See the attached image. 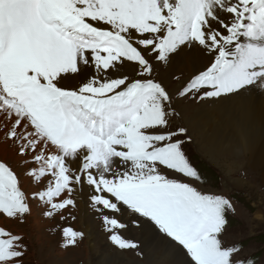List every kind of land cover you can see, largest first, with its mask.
I'll use <instances>...</instances> for the list:
<instances>
[{"label":"snow or ice","instance_id":"obj_1","mask_svg":"<svg viewBox=\"0 0 264 264\" xmlns=\"http://www.w3.org/2000/svg\"><path fill=\"white\" fill-rule=\"evenodd\" d=\"M185 50L205 63L169 92L154 69ZM252 89L264 92V0H0V131L33 165L28 177L49 178L32 194L45 216L75 207L86 187L120 250L140 247L122 232L154 230L187 264H256L224 245L233 205L193 186L191 138L170 122L178 99L216 103ZM28 200L0 162V215L22 218ZM83 237L65 227L61 246ZM26 255L23 238L0 229V264Z\"/></svg>","mask_w":264,"mask_h":264},{"label":"rangeland","instance_id":"obj_2","mask_svg":"<svg viewBox=\"0 0 264 264\" xmlns=\"http://www.w3.org/2000/svg\"><path fill=\"white\" fill-rule=\"evenodd\" d=\"M165 70L166 65L160 64L154 69L153 78L162 82L169 92L174 93L177 91L174 83L178 84L181 77L170 75L168 79H164L165 77L163 78L162 74L166 72ZM169 81H171V84H168ZM201 102L202 101L191 99H178L173 105L175 114L170 121L172 128L177 129V127H183L187 129L181 107L184 108L189 106L188 112H193V108L198 106ZM187 135L190 137L189 134ZM190 138V142L185 143L183 150L190 163L201 176V180L199 182H193V186H196L199 190L207 194H215L228 198L234 208L233 212L226 214L227 224L220 237L221 240L225 246H242V251L240 253L242 258L254 257L256 264H264V180H262L259 171H252L249 169L246 158L239 167L234 169L230 168V163L232 161L235 162L236 156L232 155L231 161L230 158L203 154L198 151L194 139L192 137ZM0 139L7 140L3 131H0ZM184 139L187 141V137H184ZM7 141L2 145H6V152L7 154L11 153L10 155H12V157L8 156L4 162L11 168H14V166L16 167L14 169L15 172L18 176H21V188L22 186L26 187L23 191L27 192L26 195L29 196L28 203L29 206L32 207L30 208L29 216L25 214L21 218V222L19 220H11L9 222L0 216V228L23 238V242L27 246V255L24 258V264H97L98 261L96 256L94 254L90 255L87 247L88 240L86 239L84 227L79 224L77 207L69 206L67 211H63V213L58 215L56 214L54 218L51 219L45 216V211L42 212L41 209L44 210L47 206L38 199L30 196V194L35 192L34 188L35 190L39 189L36 188L38 184L40 187L41 185H45V183L49 181V178H45L48 179L45 183H37L32 177H28L26 172L31 169L33 165L31 163L25 165L23 163V158L18 155L17 146L11 141H9V145ZM2 145L0 144V146ZM13 148H15V150ZM24 178H28L26 185H22V180ZM235 180H241L245 185L242 188H238L235 185ZM89 204V193H87V213L90 215L91 222L94 223V230L100 235V238L93 244L94 250L101 251V248H111V252L116 251V253L123 254L122 256L129 262L137 260L141 264H146V261L144 262V251L140 250L141 246L136 251L126 250V258L123 250L118 249L110 243L108 233L103 228L100 214L95 212L93 207H90ZM33 207H35L34 210ZM32 214L34 215L33 217ZM61 215L64 219H60ZM36 221L40 223L39 227L35 226ZM65 227L84 233L83 239L80 240L75 247L65 249L61 246L62 229ZM154 232L162 239H167L158 232ZM122 235L140 243L138 240L131 238L126 232H122ZM167 241L169 240L167 239ZM170 243L174 245L172 242ZM174 246L182 252L186 260L185 263L187 264L188 258L186 257L185 251L179 246ZM162 250L165 249L162 248ZM137 252L140 254L138 255ZM159 256L163 257L160 253Z\"/></svg>","mask_w":264,"mask_h":264},{"label":"bare ground","instance_id":"obj_3","mask_svg":"<svg viewBox=\"0 0 264 264\" xmlns=\"http://www.w3.org/2000/svg\"><path fill=\"white\" fill-rule=\"evenodd\" d=\"M204 63V57L197 50H192L191 52L185 50L166 65V72L162 76L163 78L165 77L164 79H168L170 75L181 77L178 84L174 83V86L178 89L181 82L186 81L192 71L195 68L202 67ZM168 84H171V81ZM181 108L185 119L187 134L194 139L199 152L222 158H230L231 161V156L234 155L236 156L235 162L232 161L230 163V168L233 169L239 167L246 158L249 169L259 171L262 180H264V92L252 89L240 95L221 99L216 103L202 101L198 106L193 108V112H188L189 106ZM6 141L0 139V144L2 145ZM13 149L15 150V148ZM10 154L6 152V145L0 146V162L6 161L8 156L12 157ZM15 168V166L12 168L14 172ZM20 177L18 176L19 181ZM27 180L28 178H24L22 185H26ZM47 180L44 179L41 183H45ZM48 183L49 181L45 185H41V187L38 184L39 187L37 186L36 188L39 189L35 190L34 188V191L45 190ZM235 185L238 188H242L245 183L241 180H235ZM21 189L24 190L26 187L22 186ZM25 193L27 192L25 191ZM33 193L30 196L33 197ZM87 193V188L85 187L83 192L74 196V199L75 207H77L78 211L79 224L84 227L86 239L88 240L87 247L90 255L94 254L96 256L97 264H141L137 260L127 261L122 256L123 254L116 253V251L111 252V248H101V251L94 250L93 244L100 238V235L94 230V223L91 222L90 215L87 213ZM89 206L92 207L91 204ZM41 210L42 212H46L48 208ZM67 210L68 208L58 214ZM28 214L27 216H29ZM3 218L9 222L11 220H19L21 222V217ZM48 218L51 219L54 217ZM39 224L36 221L35 226L39 227ZM130 237L141 243L140 250L144 251V262L146 261V264H186L182 252L167 241V239H162L154 230L138 231V233L137 231H133ZM162 248L165 250H162ZM123 252L126 256V250H123ZM159 253L163 257H160Z\"/></svg>","mask_w":264,"mask_h":264}]
</instances>
